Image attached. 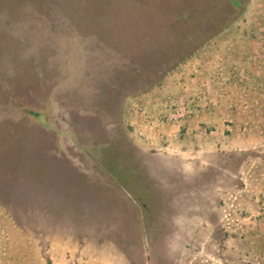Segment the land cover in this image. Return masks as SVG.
I'll return each instance as SVG.
<instances>
[{
    "label": "rangeland",
    "instance_id": "1",
    "mask_svg": "<svg viewBox=\"0 0 264 264\" xmlns=\"http://www.w3.org/2000/svg\"><path fill=\"white\" fill-rule=\"evenodd\" d=\"M0 264H264V0H0Z\"/></svg>",
    "mask_w": 264,
    "mask_h": 264
}]
</instances>
